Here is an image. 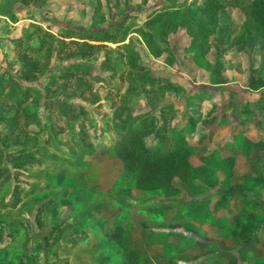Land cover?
<instances>
[{
    "label": "rangeland",
    "instance_id": "1",
    "mask_svg": "<svg viewBox=\"0 0 264 264\" xmlns=\"http://www.w3.org/2000/svg\"><path fill=\"white\" fill-rule=\"evenodd\" d=\"M28 1L17 3V24L0 22V31L8 41L23 36L36 23L58 33L65 27L104 29L125 21L130 26L125 41L136 48L140 62L157 77L171 76L174 83L162 80L151 85L130 84L121 73L122 64L115 75L99 64L105 54L114 57L121 52L122 45L109 43L95 50L96 57L90 60L95 65L94 76L88 77L94 94L85 92L83 99L88 115L70 122L75 131L80 121L86 125L89 137L98 143L97 153L84 164H69L65 154L72 132L66 128L64 119L53 114L56 126L62 131L50 144H38L35 152L65 170L43 178L48 171L32 167L27 170L43 177H19L26 188L37 185L38 189L24 197L12 212L0 208L6 210V213L0 211V232H5L0 238V264H264V151L261 148L264 141L259 133H255V139L249 137L244 128L250 113L244 110V100L262 101V95H252L248 87L250 70L260 60L262 45L258 31L235 33L243 17L240 7L220 8L219 23L210 37L211 47L203 52L207 48L204 44L202 56L197 57L199 45H188L189 36L184 28L159 35L169 49L160 55L151 53L135 31L150 8L165 0ZM94 6H98L95 12ZM31 42L38 41L33 38ZM11 43L2 55L0 72L17 76L20 61ZM68 61L55 44L46 72L34 84L43 89L49 69L55 72ZM200 90L210 92L211 96L189 101L193 92ZM120 106L148 109L150 118L160 123L162 115L169 122L177 110L171 123L186 128L191 137L187 148L191 169L186 181L175 178L171 185L152 190L135 187L136 171L124 168L109 143L108 130L99 127L111 123ZM163 107L173 109L162 114ZM248 107L255 113L254 120L261 122L264 102L260 108L250 103ZM29 109L37 111L41 124L47 121L48 109L34 105ZM39 126L32 123L29 130H37ZM38 137L42 142L47 140L44 131ZM216 150L222 155H234L232 167H220V164L212 167L201 158L202 154ZM10 187L7 183L0 188V207L4 200L1 198L7 196L4 194ZM49 197L55 199L56 218L48 205L43 226H38L34 222L38 204ZM161 204L171 207L158 212L145 208ZM62 218L72 228L87 230V236L80 238L83 242L80 246L67 247L64 240L45 246L42 229ZM239 231H249L260 238L259 243L243 242ZM36 232L38 235L34 236Z\"/></svg>",
    "mask_w": 264,
    "mask_h": 264
},
{
    "label": "trees",
    "instance_id": "2",
    "mask_svg": "<svg viewBox=\"0 0 264 264\" xmlns=\"http://www.w3.org/2000/svg\"><path fill=\"white\" fill-rule=\"evenodd\" d=\"M17 1L29 2L0 0V14L16 21L18 17L14 4ZM226 5H237L243 14L235 33L243 35L258 31L261 35L260 60L251 67L252 76L249 79V86H261L264 84V0H167L151 7L146 19L135 31L151 53L160 55L169 49L159 35H167L180 27L184 28L189 36L188 45H199V51L195 55L200 57L205 45L207 48L203 49V52H207L211 47L210 37L219 23L220 8ZM97 7L94 6V12ZM129 32L130 26L125 21H119L104 29L65 27L58 33L42 28L36 23L34 28L26 31L23 36L11 38L20 66L17 76L6 71L0 72V124L3 125L0 128V188L7 183L11 186L10 191L4 194L7 196L1 198L4 200L0 208L10 209V213L19 207L24 197L38 189L37 185L26 188L19 181L22 175L43 177V174H35L27 170L28 168H45L48 173L44 174L43 178L65 170L64 167L59 168L58 163L46 159L45 155L35 152L38 144H50L51 139H56V135L62 131L56 126L53 114H56V118L64 119L66 128L72 132L67 146L68 154H65L69 158V164H84L96 155L98 143L89 137L86 125L80 121V127L75 131L70 122L78 117L82 120L88 115L89 110L83 99L86 98L85 92L94 94V87L88 77L94 76L92 72L95 65L90 60L95 59L93 53L96 49L109 43L122 45L121 52L114 57L105 54L99 64L111 69L110 75H115L116 69L122 64L121 73L130 84L139 82L140 85H151L162 80L174 83L171 76L157 77L147 70L146 64L140 62L136 48L125 41ZM33 38L37 39V44H32ZM55 44H58L59 54L69 61L60 64L55 72L49 69L50 73L42 89L33 81L46 72ZM169 54L172 55L171 52ZM77 88L80 89L79 94L75 92ZM74 95H77V98H73ZM205 97H208L207 91H194L189 101H200ZM30 105L48 109L47 121L41 124L37 111L29 109ZM169 108L172 107H163L161 113ZM175 111L177 112H173ZM150 113L148 109L136 110L130 106L123 109L120 106L118 111H115L111 123L99 124L102 131L108 130L111 136L109 143L124 168L136 171L135 187L143 190L164 188L171 185L175 178L186 181L191 169L187 150L191 137L186 133L187 129L171 123L175 113L169 122L162 115L161 123L150 118ZM32 123L40 125L37 130H29ZM43 131L47 137L46 142H42L38 137ZM248 140L250 141L249 138ZM201 158L208 160L212 167L218 164L220 167H232L234 161L233 154L222 155L218 150L206 152ZM54 201L53 197H49L38 204L34 216V222L38 226H43V214L48 205L50 213L53 217L56 216L57 207ZM170 207L165 204L148 205L146 209L149 212H158ZM0 211L6 213V210ZM4 233L0 232V238ZM33 235L38 234L36 232ZM41 235L47 247L55 240H64L63 245L73 248L83 243L80 238L87 236V230L72 228L71 223L62 218L59 221L53 220L43 228ZM238 236L250 243L259 240L257 236L246 231H239ZM28 238L29 235L24 247Z\"/></svg>",
    "mask_w": 264,
    "mask_h": 264
},
{
    "label": "crops",
    "instance_id": "3",
    "mask_svg": "<svg viewBox=\"0 0 264 264\" xmlns=\"http://www.w3.org/2000/svg\"><path fill=\"white\" fill-rule=\"evenodd\" d=\"M167 0H165V1H163L162 3H164V2H166ZM18 2H20V1H17L15 4H14V6H15V9H16V12H17V17H18V19L16 20V21H11L7 16H5V15H2V14H0V22H2L4 25H8V23L10 24V25H15V24H17L18 22V20H19V12H18V9H17V3ZM22 3V2H21ZM162 3H159V4H162ZM9 25V27H11ZM2 28V27H1ZM5 33H3V32H1L0 31V62L3 60V58L4 57H2V55H4V53H6V50L8 51V49H10L9 47H11L12 46V43H11V41H8L7 40V38H5L3 35H4ZM248 83V82H247ZM248 87H249V89H250V93L253 95L254 93H259L260 95H262V97H261V100L264 102V84L263 85H261V86H258V87H251V86H249V83H248ZM258 89V90H257ZM208 92V91H207ZM252 95H251V98H252ZM211 96V93L210 92H208V97H205V98H209ZM204 98V99H205ZM239 101V100H238ZM261 101V102H262ZM261 102L260 101H258V98H257V100L256 101H252L251 99H248V100H244V110L246 111V112H248V111H250V113H248V115H247V118L245 119L246 120V122H245V124H244V128L246 129V130H248V133H249V137H251V138H253V139H255V133H259L260 134V136H259V138H261V141H264V116H262L261 117V122H258V121H256V120H254V116H255V113L252 111V109L251 108H249L248 107V104L250 103V105H255L256 104V106H257V108H260L261 107ZM260 103V104H259ZM239 104H240V102H239ZM258 104L260 105V106H258ZM240 106V105H239ZM239 110H241V107H240V109ZM241 127V126H240ZM234 131V130H233ZM260 131V132H259ZM257 139V138H256ZM239 141V140H238ZM237 141V142H238ZM263 144H264V142H262ZM262 151H264V145H262ZM247 150L249 151L250 150V148L249 147H247ZM250 152V151H249ZM146 208V207H145ZM147 210V209H146ZM246 232H248V233H250L249 231H246ZM259 236V235H258ZM259 238V237H258ZM242 240V239H241ZM243 241V240H242ZM259 241H260V238H259V240L257 241V242H255V243H259ZM243 242H245V241H243ZM245 243H250V242H245ZM250 244H253V243H250Z\"/></svg>",
    "mask_w": 264,
    "mask_h": 264
}]
</instances>
